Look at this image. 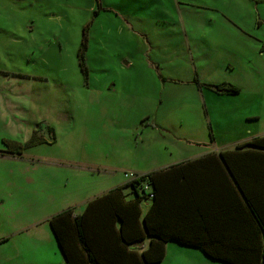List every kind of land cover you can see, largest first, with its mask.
Returning a JSON list of instances; mask_svg holds the SVG:
<instances>
[{"label":"rangeland","instance_id":"1","mask_svg":"<svg viewBox=\"0 0 264 264\" xmlns=\"http://www.w3.org/2000/svg\"><path fill=\"white\" fill-rule=\"evenodd\" d=\"M263 49L264 0H0V264H65L45 215L71 183L95 197L263 122Z\"/></svg>","mask_w":264,"mask_h":264},{"label":"trees","instance_id":"2","mask_svg":"<svg viewBox=\"0 0 264 264\" xmlns=\"http://www.w3.org/2000/svg\"><path fill=\"white\" fill-rule=\"evenodd\" d=\"M86 49L85 41L78 56L83 71L88 74ZM207 86L220 94L241 91L230 82ZM212 140H215L214 134ZM7 145V151L20 155L34 145V140ZM246 145L264 147V136L239 144L235 151L224 152V159ZM198 164L199 159L137 172L134 178L90 201L83 214L74 213L72 208L55 214L50 222L66 264H157L164 259L170 240L201 247L209 257L230 264H264V216L255 199L240 187L247 198L249 212L255 218L257 231L250 238L241 237L247 247L244 251L236 247L228 249L224 236L216 235L212 229V219L201 203L211 196L206 191L209 183L191 178L194 174H202L203 169L208 170L206 164L203 167ZM228 166L231 167L229 163ZM231 168L241 185L235 168ZM128 195L134 197L127 199ZM189 196H197L199 203H194L195 209L190 203H183L182 198L190 201ZM144 200L152 201L145 214L141 207ZM147 237L151 239L150 244L143 249L140 245Z\"/></svg>","mask_w":264,"mask_h":264},{"label":"crops","instance_id":"3","mask_svg":"<svg viewBox=\"0 0 264 264\" xmlns=\"http://www.w3.org/2000/svg\"><path fill=\"white\" fill-rule=\"evenodd\" d=\"M241 91L239 93H241ZM239 93H231L230 95ZM246 118L248 120H253L256 118L258 120V123H256L257 126H251L247 130V133L239 137L230 136L225 138V142H223L222 144H218L217 141H215V146L212 147L211 150L197 152L189 157L178 156L171 159L166 158L160 165H157L153 169L149 170L141 169L140 167H136V169H133L138 172L145 173L160 168H169L170 166L176 163L193 161L198 159V165H201L200 167H203V165L206 164L208 166V170L203 169L202 174L193 173L194 175H192L191 178L196 181H200V179H202L209 183L208 190L206 191L208 193H211V196L208 197V199L207 197H205V202L204 199H202L201 203L204 204V210L208 212L209 218L212 219V229L215 230L216 235L218 234L224 236L225 247H227L228 249L236 247L237 249L239 248L240 251H244L245 249H247L246 244L242 241L241 237L247 236V238H250L255 234V231H257V224L255 223V218L249 212L247 198L241 191V186L245 188V191L251 197L253 196L257 203V206L259 207L261 213H263L264 216V147H253L251 145H246L244 148L239 149L240 151L238 153L229 154L226 160L222 155L226 151L237 150L239 144H247L252 142L256 137L264 136V119L262 122V117L260 113H258L257 117H254L253 115H248L246 116ZM178 153L180 154V152ZM228 163L231 167L235 168V172L239 176L240 182H242L241 185L238 184L236 176L234 175L232 168L228 166ZM125 182L126 181L121 184H124ZM121 184L116 183L115 185H113V187H110L106 190L104 189L103 191L99 192L97 196L99 197L102 194L107 193L111 189ZM78 185L80 186V183ZM75 187L76 186H72V183L70 184V186L68 185L67 188L69 193H67L68 195L66 196V198L61 202L55 200L56 203H59L58 207L56 209L53 208L52 211H49L45 215V219L49 221L51 231L57 243L58 240L55 236L50 222L51 218L55 214L68 208H72L74 213L76 214H83L87 210L90 201L97 197L88 196L85 198V187L84 193L82 192V190H78L77 192H79L80 194L75 196L74 194H72L73 188ZM197 196H189L191 198L190 201L186 200L185 198H182L183 203H190V206L195 209V204L199 203V201H196L195 198ZM133 197V195H128L127 199H131ZM151 202V200H144L141 203V207L144 214L147 212L149 206L151 205ZM117 224L119 225V223ZM35 225L38 228V225H41V219H34L33 221L27 223L28 227H33ZM25 229L27 230L26 226L22 228V231ZM150 240V237H147L145 241L141 243L140 246H142L143 249L147 248L150 244ZM176 244L178 246H176ZM172 245H174V248H170V246ZM58 247L60 249L59 243ZM193 248H197L199 251H202L203 254L199 252L198 256L205 257V259L199 262L197 254L194 252ZM36 249L39 250V246L32 244L29 245V249L23 250L30 251L34 254V251ZM139 250L142 251V249ZM60 251L63 255L64 263L66 264L65 256L61 249ZM170 251L174 252L175 254L176 262L173 264H217L212 262V260L215 261L217 259L209 257L201 247L185 245L173 240L167 242L166 255L164 259L157 264H170ZM259 261L261 262V258L259 259ZM263 261L264 257H262V262ZM224 263L230 264L227 262ZM57 264H60V262H58Z\"/></svg>","mask_w":264,"mask_h":264},{"label":"built area","instance_id":"4","mask_svg":"<svg viewBox=\"0 0 264 264\" xmlns=\"http://www.w3.org/2000/svg\"><path fill=\"white\" fill-rule=\"evenodd\" d=\"M132 175H133V177H134L135 174H132Z\"/></svg>","mask_w":264,"mask_h":264}]
</instances>
